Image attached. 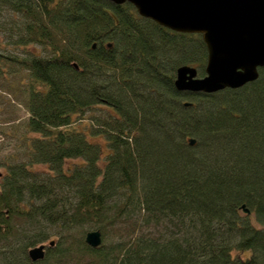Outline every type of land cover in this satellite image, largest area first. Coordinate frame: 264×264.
I'll return each mask as SVG.
<instances>
[{"label": "trees", "instance_id": "trees-1", "mask_svg": "<svg viewBox=\"0 0 264 264\" xmlns=\"http://www.w3.org/2000/svg\"><path fill=\"white\" fill-rule=\"evenodd\" d=\"M207 57L130 2L0 0V79L26 81L30 114L27 159L0 172V264H264V67L178 90Z\"/></svg>", "mask_w": 264, "mask_h": 264}, {"label": "water", "instance_id": "water-1", "mask_svg": "<svg viewBox=\"0 0 264 264\" xmlns=\"http://www.w3.org/2000/svg\"><path fill=\"white\" fill-rule=\"evenodd\" d=\"M116 4L132 3L145 18L181 33L202 34L208 50L205 76L197 67L178 68L175 86L180 91L214 93L226 88H240L258 79L264 67V0H110ZM188 104V103H187ZM196 140L190 139L194 145ZM245 212L250 210L243 205ZM86 242L97 247L100 231L92 230ZM29 250L32 261L45 258L46 247Z\"/></svg>", "mask_w": 264, "mask_h": 264}, {"label": "rangeland", "instance_id": "rangeland-1", "mask_svg": "<svg viewBox=\"0 0 264 264\" xmlns=\"http://www.w3.org/2000/svg\"><path fill=\"white\" fill-rule=\"evenodd\" d=\"M1 41L9 43V38L2 36ZM19 48L15 50V53H21L22 48ZM37 53L41 52L37 51ZM11 75L9 74L7 79H0V92L5 95L4 98L0 96V172H5L7 165L23 162L27 159L28 148L26 141H28L30 136L26 127L30 116L26 106L28 98L27 83L25 80H21V77L17 76L16 78ZM2 86L7 90L6 92L1 91ZM13 89L16 94H13ZM96 140L100 141L105 152H108L105 139L97 137ZM44 169L48 168L44 167ZM51 232L54 234L52 236L53 239L59 236L56 229ZM48 242L46 241L45 243Z\"/></svg>", "mask_w": 264, "mask_h": 264}]
</instances>
